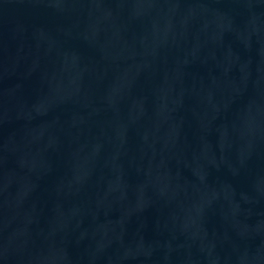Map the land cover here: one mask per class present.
Wrapping results in <instances>:
<instances>
[{"label": "water", "instance_id": "95a60500", "mask_svg": "<svg viewBox=\"0 0 264 264\" xmlns=\"http://www.w3.org/2000/svg\"><path fill=\"white\" fill-rule=\"evenodd\" d=\"M0 264H264V0H0Z\"/></svg>", "mask_w": 264, "mask_h": 264}]
</instances>
